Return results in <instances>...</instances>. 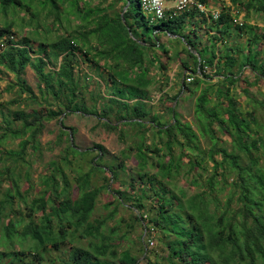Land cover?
Here are the masks:
<instances>
[{"label":"trees","instance_id":"trees-1","mask_svg":"<svg viewBox=\"0 0 264 264\" xmlns=\"http://www.w3.org/2000/svg\"><path fill=\"white\" fill-rule=\"evenodd\" d=\"M129 1L121 18L125 0H0V74L13 76L5 92L16 98L6 105L20 107L4 113L0 104V264H54L47 256L67 245L61 264H264V123L254 111L264 112V101L249 95L252 84L264 82V29L248 22L251 12L264 17V0H229L217 20L202 15L195 23L196 13L183 12L155 26L138 21L131 8L141 11L139 0ZM234 8L245 14L241 26L232 22ZM235 31L247 36L245 46H231ZM174 61L184 77L170 95L167 64ZM27 67L37 78L36 95L24 77ZM237 83L246 84L245 108L232 92ZM180 96L194 98L193 123L177 112ZM38 105L44 112L29 122L24 109ZM63 115L92 118L118 134L123 149L81 150L74 129L60 120L59 155L41 176L44 191L34 198L29 185L21 193L20 181L30 180L28 169L41 157L38 137ZM218 134L231 139L230 148ZM130 160L134 167L126 168ZM182 181L201 191L189 196ZM103 191L112 197L104 207L113 209L91 220ZM127 204L130 231L118 237L120 228L106 223ZM145 221L148 243L149 231H157L162 252L146 241L136 248L140 256L129 247L118 252L114 240Z\"/></svg>","mask_w":264,"mask_h":264},{"label":"rangeland","instance_id":"rangeland-1","mask_svg":"<svg viewBox=\"0 0 264 264\" xmlns=\"http://www.w3.org/2000/svg\"><path fill=\"white\" fill-rule=\"evenodd\" d=\"M228 3H227V5L231 6L230 1ZM131 9H132L133 13H136V12L138 13L137 14L138 21H141L142 18L145 19V16L143 15V13L141 11H138L135 7H132ZM242 15H245L244 12H242ZM145 21H146V19H145ZM198 21L199 20H194L195 23ZM248 22L252 23L257 28L264 29V17L260 13L251 12ZM156 24L157 23H152V24H148V25L149 26H155ZM198 34H200L202 36L204 34V30L203 29L199 30ZM171 38H174V37H171ZM159 39L162 42H166L165 41L166 38L163 35H159ZM230 39L232 41V43H230L232 47L245 46L247 36L245 34H239L238 35V33L235 31L233 33V35L230 37ZM261 45H263V44H259L258 46H261ZM167 65L169 66V70L167 71V77L170 79V82L168 83V87L173 86V88H171V91L169 93H170V95H174L178 91V83L180 80L183 79L184 72H181L179 70L180 63H178L177 61H174L173 63H168ZM82 70L84 72L85 71L91 72V74L93 76H95V78H97L96 72L93 71V67L83 64ZM153 72L154 71L152 70V73ZM242 72H243L242 74H244L245 76L250 78V80L252 81V75H250L249 71L244 70ZM178 74H180V75L178 76ZM24 77H25L28 85H30L34 94L35 95L38 94V90L36 87L37 78H36L33 70L30 69L29 67H27L25 69V76ZM12 78H13V76L11 74H0V92L2 93L0 95V104H2V109H3L4 113H7L8 111L18 110L20 108L18 105H6V103H8L9 101L16 98L15 91L5 92L7 85H8L7 83L9 81H11ZM214 79H216V78H214ZM96 80L97 79H95V81ZM243 87H246V84L237 83L236 87L233 89L232 92L238 96V102L242 106V108H245L246 107V100H245V97L243 96L242 91H241V88H243ZM100 88L103 90L102 83H100ZM249 90H250L249 95L251 98H254L255 100H259V101H264V82H260L257 85L252 84L251 87H249ZM185 95L186 94H184V96ZM38 97H39V95H38ZM181 98H182V96H180L178 98L179 107L177 109V112H179L181 114L182 120L193 123L191 121V117L193 116L192 111H193V106H194V103H193L194 98H192V97L191 98L187 97L185 99H181ZM157 101H158L157 97H154L153 103L156 104ZM43 109L45 110L44 106H40V105H38L34 108L33 107L27 108V109H24V115H27V116L29 115L30 120H28V121L31 122V121L35 120L36 118H38L40 116V114L44 112ZM254 111H255V115H257L258 123L259 124L264 123V112L259 107L258 108L254 107ZM60 120H63V124L65 125V127L74 129L75 140L73 141V143L75 144V147L80 148L81 150L93 149V151H94L93 154L95 155L97 153V149L94 148V145L100 144L104 147V149L107 153L117 154L124 147L118 141V134L107 133L101 127L95 126L96 122L92 118H86V117L79 118V117L74 116V115H69V116L65 117L63 115L62 117L59 118V120L57 119V120H53V121L46 123V127H45L43 133L38 137V140L41 144V157H34V161L31 165V167L28 169L30 172V180L26 181V180L22 179L20 181L19 191L21 193H24V191L27 190L29 185L32 186V188L30 190V194L34 198L36 196L38 197L40 195L41 190L44 191L43 186L40 185L41 176L48 174L49 170H48L47 165L52 160H57L58 159L57 157L59 155L60 148L58 146H56L55 143L57 141V133L59 132L58 126L60 124ZM194 128L196 129L195 125H194ZM126 130H128V128H126ZM217 136L220 137V141L224 142L225 147H227V148L231 147L230 146L231 139L227 135L218 134ZM263 136H264V133H263ZM15 143H17V142H15ZM63 145H65V138H64V141L62 143V146ZM201 145H202V148L206 147V144L203 141H202ZM9 147L15 148L16 144L10 145ZM259 155L262 157L260 159V162L262 165H264V149H262V148L260 149ZM216 158L221 159L220 156H216ZM2 164L3 163L0 162V169L2 168ZM134 164H135V162L133 160L126 161V168H132V167H134ZM24 168H27V167L22 168V170L20 171L21 176H23ZM87 169H88V167H86L84 170L86 171ZM208 172H210V169H208ZM66 173L69 176V178H72L71 173H69L67 170H66ZM127 174H128L127 171H123L121 173V177L128 179ZM57 179L59 180V177H57ZM232 180H233V176H231L228 179V182H227L228 186H226L227 188L225 187L226 190L223 191L221 194L222 200L225 199V198H223V196L230 189L229 184L232 183ZM98 181H96L97 186H99L101 184L100 181L99 182ZM7 186L8 185L6 183H4V181H3V184H2L3 190H4V188H7ZM179 186H182L187 191V194L189 196L193 195L195 193H199L201 191V189L197 188L196 186L184 184L183 181L179 183ZM222 186H224V185L220 184V187H222ZM113 188L114 189L120 188L119 184L117 182L114 183ZM77 194H78V191L76 190V188L72 187L71 195L73 197H75V196H77ZM111 201H112V197L110 196V193L103 191L99 196L98 202L96 203L95 210L91 216V220L92 219H102L103 217H106L109 214V212L113 209V207L110 206L109 208H105L104 205L111 202ZM129 205L130 204H127L126 207L125 206L124 207H121V206L118 207L117 212L115 213L112 220H110V221H108V223H106V225L108 227L118 226L120 228V230L117 232L118 237L122 236L123 233L130 231V229L126 226V224L129 223V218L132 216V211H130V209H128ZM145 205L147 207H149L150 206V200H147L145 202ZM20 207L24 208L22 204L20 205ZM233 207L234 208L237 207L236 204H233ZM135 213H137V212L135 211ZM145 224H146V221L141 223V225L140 224H134L133 231L130 232L129 235H127L126 239L121 240L119 238H116L114 240V243H120V245L117 247L118 252H121L125 248L129 247V249L132 250V253L134 255L137 254V256H140V254L137 253V251H136V248L139 246V243L142 244L143 243L142 241H146V243L149 242L148 241L149 236H147V231H145V227H144ZM149 233H152L153 239L150 243H148V248L150 250H156L157 252H162L159 249V248H161V246H159L158 241L156 239L157 238V234H156L157 231L154 230L152 232L150 230ZM70 247L71 246L67 245L66 247H63V248L59 249L58 251H51L50 254L47 256V258L48 259L50 258L51 260H53L54 264H61L60 260H66L68 258V254H67L66 249L70 248ZM141 258H143V256ZM148 259L150 262L152 261L155 263V257L152 254L150 255V257Z\"/></svg>","mask_w":264,"mask_h":264},{"label":"built area","instance_id":"built-area-1","mask_svg":"<svg viewBox=\"0 0 264 264\" xmlns=\"http://www.w3.org/2000/svg\"><path fill=\"white\" fill-rule=\"evenodd\" d=\"M139 8L149 24L170 20L183 12L196 13L199 17L197 20H200L202 15H210L212 20H217L220 16L219 10H208L207 5L201 0H139ZM231 14L232 22L241 26L244 16L242 12L234 8ZM186 81H191V79L188 78Z\"/></svg>","mask_w":264,"mask_h":264},{"label":"crops","instance_id":"crops-1","mask_svg":"<svg viewBox=\"0 0 264 264\" xmlns=\"http://www.w3.org/2000/svg\"><path fill=\"white\" fill-rule=\"evenodd\" d=\"M229 0H208L206 3L208 10H221L223 6H228L227 3ZM229 4V3H228ZM195 20L199 19L198 16H195Z\"/></svg>","mask_w":264,"mask_h":264},{"label":"water","instance_id":"water-1","mask_svg":"<svg viewBox=\"0 0 264 264\" xmlns=\"http://www.w3.org/2000/svg\"><path fill=\"white\" fill-rule=\"evenodd\" d=\"M125 2H126V4H125V6L123 7V10H122V13H121V18H123V14H124V12H125V11L130 7V5H131V3H130L129 0H125ZM135 5H136V7H137V4H135ZM123 22H124V21H123ZM128 32H129V36L132 38V34L130 33L129 29H128ZM138 42H139V41H138ZM192 53L195 54V55L197 56L198 60H199L198 53H197L196 51H193Z\"/></svg>","mask_w":264,"mask_h":264}]
</instances>
